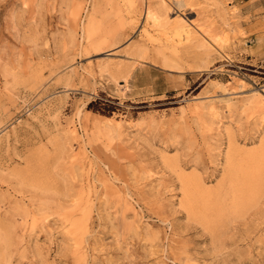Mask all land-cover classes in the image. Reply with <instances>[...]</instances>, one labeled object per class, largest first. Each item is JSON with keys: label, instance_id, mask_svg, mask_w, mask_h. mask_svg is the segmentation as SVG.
<instances>
[{"label": "rangeland", "instance_id": "1", "mask_svg": "<svg viewBox=\"0 0 264 264\" xmlns=\"http://www.w3.org/2000/svg\"><path fill=\"white\" fill-rule=\"evenodd\" d=\"M260 95L264 0H0V264H264Z\"/></svg>", "mask_w": 264, "mask_h": 264}, {"label": "trees", "instance_id": "2", "mask_svg": "<svg viewBox=\"0 0 264 264\" xmlns=\"http://www.w3.org/2000/svg\"><path fill=\"white\" fill-rule=\"evenodd\" d=\"M87 107L89 109H93L94 111H98L101 114L110 115L115 106L104 101H91L88 103Z\"/></svg>", "mask_w": 264, "mask_h": 264}, {"label": "bare ground", "instance_id": "3", "mask_svg": "<svg viewBox=\"0 0 264 264\" xmlns=\"http://www.w3.org/2000/svg\"><path fill=\"white\" fill-rule=\"evenodd\" d=\"M140 3V2H139ZM141 4V3H140ZM141 6V5H140ZM139 8V7H138ZM151 16V18H154V14L151 12V10L149 9V7L147 8V15L146 16ZM179 28L181 29V30H184V31H186V32H189V28H188V24L182 19V20H180L179 19ZM260 93V92H259ZM259 95V94H258ZM261 96V95H260ZM259 98V97H258ZM261 100L262 99H264V97H262L261 96V98H260Z\"/></svg>", "mask_w": 264, "mask_h": 264}]
</instances>
